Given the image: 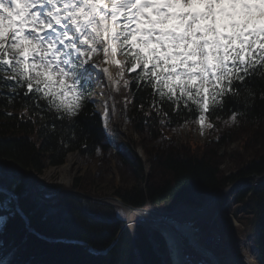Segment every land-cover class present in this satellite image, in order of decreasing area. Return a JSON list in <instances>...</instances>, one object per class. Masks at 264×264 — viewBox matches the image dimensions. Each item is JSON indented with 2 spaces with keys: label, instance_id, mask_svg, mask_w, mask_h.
I'll return each instance as SVG.
<instances>
[{
  "label": "snow or ice",
  "instance_id": "1",
  "mask_svg": "<svg viewBox=\"0 0 264 264\" xmlns=\"http://www.w3.org/2000/svg\"><path fill=\"white\" fill-rule=\"evenodd\" d=\"M97 56L102 59L93 63ZM103 78L117 90L135 83L125 107L134 103L143 111L149 130V121L164 128L183 120L203 129L215 127L213 118L226 125L264 118V0H0V106L23 109L19 117H5L30 114L32 123L35 117L45 121L41 128L51 120L60 143L79 141L87 150L103 95L91 98L92 81ZM100 120L112 144L106 103ZM25 179L18 168L0 169V230L19 216L31 231L19 204ZM116 214L133 235L137 218L147 219L122 204ZM155 230L168 249L166 264H208L183 258L181 234L163 223ZM116 239L99 249L87 240L76 243L90 254L111 256Z\"/></svg>",
  "mask_w": 264,
  "mask_h": 264
},
{
  "label": "trees",
  "instance_id": "2",
  "mask_svg": "<svg viewBox=\"0 0 264 264\" xmlns=\"http://www.w3.org/2000/svg\"><path fill=\"white\" fill-rule=\"evenodd\" d=\"M126 76L131 80V77ZM134 91L136 85L132 82L131 90L127 93L123 91L122 95L132 99ZM92 108L89 105V110ZM127 108L131 133L126 145L132 159L121 158L123 164L131 166L137 182L123 192L116 191L115 195L137 208L144 207L147 203L164 209H171L179 204L200 206L212 193L251 177L234 189L235 201L230 206V213L244 228L236 233L238 238L245 234V230L256 227L255 242L260 262L264 264V179L255 182L252 178L264 174V155L258 158L251 156L246 164L222 177L214 163L205 157L201 147H198L201 150L198 155L191 153L190 156L184 155L180 150H168L161 153L156 161L157 169L165 178L159 183L148 184V177L144 175V162L132 151L142 143L143 135L147 134L153 140L167 139L166 131L184 125L185 122L180 120L170 127L161 128L154 121H149V130L144 123V112L138 110L134 103H129ZM4 112H11L13 117H19L23 109L19 106H0V169L14 167L25 174L19 204L31 231L25 229L24 221L19 216L7 221L5 228L0 230V241H3L0 246V264H5L6 259L13 260L16 264H96L109 258L123 260L127 264H166L168 260L165 245L157 232L150 231L144 225H137L136 238L132 239L126 222L116 216L115 207L79 194V178L68 188L70 192L51 203L41 201L34 186L46 196L65 188L41 183L37 185L29 179L51 167L62 166L70 153H77L80 157H93L97 153V145L101 146V153H106L108 146L104 143L103 127L98 114L96 120L91 122L92 135L85 150L79 141L70 144L65 140L60 143L59 132L51 130V120L49 127L41 128L45 121L39 117H35L36 123H32L28 119L30 114H25L21 120L7 118L2 114ZM238 121L242 125H252L264 121V118L253 115L249 119L241 118ZM211 122L215 127L210 128V131H215L218 123L223 121L213 118ZM55 123L59 125L60 121ZM185 147L188 148L189 145ZM13 157L19 159L14 161ZM117 236L111 256L90 254L76 243L87 240L99 249ZM13 247L18 248V251L14 257H9L7 253Z\"/></svg>",
  "mask_w": 264,
  "mask_h": 264
},
{
  "label": "rangeland",
  "instance_id": "3",
  "mask_svg": "<svg viewBox=\"0 0 264 264\" xmlns=\"http://www.w3.org/2000/svg\"><path fill=\"white\" fill-rule=\"evenodd\" d=\"M115 72V68H114ZM112 106L109 113V120L107 124L108 131L112 134V144H109V151L106 153H99L93 157L77 156V163L72 167V182L79 178L80 189L82 193L92 196H116V191L123 192L132 187L137 181L132 171L131 166L123 164L119 156L114 155L117 150H122L127 154L123 148L122 137H115L113 135V124L117 121L116 110ZM122 132H129L127 123L122 127ZM168 138H158L153 140L149 135H143L144 140L136 150L137 154L145 160L149 170L148 184L159 183L165 178V175L157 169V157L168 150H180L184 155L190 156L191 153L199 154L201 147L205 153V157L209 159L218 168L220 176H227L237 168L246 164L250 157L258 158L264 155V121L252 125H242L238 121L236 124L226 125L219 122L217 130L210 134L207 127L201 129L200 125L196 123L192 128H187L182 125L167 131ZM225 137V139H222ZM171 139V140H170ZM190 141V144H189ZM114 145V146H113ZM189 145V147H185ZM152 155V156H151ZM156 157H154V156ZM67 161V159H66ZM66 161L64 165L66 164ZM62 173V166L57 168H49L45 170L39 177V180L44 184H60L59 180ZM145 173V174H146ZM147 183V180H146ZM117 197V196H116ZM225 210V209H224ZM222 207L219 204L213 206L207 215L191 219L194 222V229H198L199 233H206L205 226L212 230V227L217 228L222 232H227V238L223 245L215 248L213 252L220 256L222 254L234 258V264H256L255 250L248 245V240H253V231L248 233L240 243L233 242V233L228 230L230 226L229 220L223 216ZM181 223L184 219H178ZM232 226V225H231ZM233 227V226H232ZM208 230V231H209ZM207 231V232H208ZM186 253L189 254L190 261H209L191 251V248L184 241Z\"/></svg>",
  "mask_w": 264,
  "mask_h": 264
},
{
  "label": "bare ground",
  "instance_id": "4",
  "mask_svg": "<svg viewBox=\"0 0 264 264\" xmlns=\"http://www.w3.org/2000/svg\"><path fill=\"white\" fill-rule=\"evenodd\" d=\"M101 59H102V57L97 56V57H94L92 62L96 63V62L100 61ZM102 66L104 67L106 65L101 64V68H102ZM107 81L108 80L106 78H103L100 81H96V80L92 81V83H93V99L97 98V96H96L97 93H101V92L103 93V95L99 97L100 107L97 109L98 112L101 113V115L103 113V109H104L105 103H106V105H107V107L109 109V112H110V103L112 101V92L111 91L113 90V88H111V86H106ZM109 96H111V98H109ZM197 125H199V124L197 123ZM75 163H77V156L75 154H69L67 156L66 164L62 167V173H61V177H60L59 183H61L63 185H69V183H70V181L72 179V174H73L72 167H73V165ZM219 199L220 198H215L212 201L211 207L206 209V210L191 211V210H189L187 208H183L182 212L172 214L173 215L172 218H176V219L182 218L185 221H191V219L198 218V217H201V216H205V215L208 214L210 209L216 203L219 202ZM141 216H144V215L141 214ZM167 221H169V220L167 219ZM158 224L159 223H156L155 225H158ZM188 224L189 223L174 224V225H175V227H177L181 231V233H183L184 235L189 237L191 242H192V244L196 247V244L193 242L195 239H194V237H192L193 229L190 228V226ZM164 225L167 226L171 231L178 233L176 230H174L170 226V224L164 223ZM199 250H200V248H199ZM202 257L206 258L209 261V264H234V258H231L229 256H225L224 258H219L218 257L217 260H214L213 255L211 253H209V252H206L205 254H202ZM251 262H254V260L252 259Z\"/></svg>",
  "mask_w": 264,
  "mask_h": 264
},
{
  "label": "water",
  "instance_id": "5",
  "mask_svg": "<svg viewBox=\"0 0 264 264\" xmlns=\"http://www.w3.org/2000/svg\"><path fill=\"white\" fill-rule=\"evenodd\" d=\"M229 190H226V191H224V192H222V193H218L217 195H215L214 197H213V199L215 198V197H217V196H219V195H225L227 192H228ZM40 195V194H39ZM40 197L42 198V199H44L43 197H42V195H40ZM212 199V200H213ZM211 200V201H212ZM115 201L117 202V204H122L124 207H129V206H127V205H124L120 200H117V199H115ZM211 201H209L203 208H205V207H207V206H209L210 204H211ZM194 210H198V209H194ZM139 211H142V212H145V213H151V214H153L154 212H153V210H139ZM177 212V211H176ZM179 212V211H178Z\"/></svg>",
  "mask_w": 264,
  "mask_h": 264
}]
</instances>
